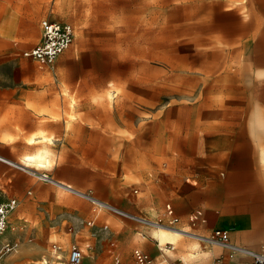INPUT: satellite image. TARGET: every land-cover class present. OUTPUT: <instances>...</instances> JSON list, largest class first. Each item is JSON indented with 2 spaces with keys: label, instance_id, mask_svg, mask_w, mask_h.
I'll list each match as a JSON object with an SVG mask.
<instances>
[{
  "label": "rangeland",
  "instance_id": "rangeland-1",
  "mask_svg": "<svg viewBox=\"0 0 264 264\" xmlns=\"http://www.w3.org/2000/svg\"><path fill=\"white\" fill-rule=\"evenodd\" d=\"M44 19L75 34L52 70L22 56ZM37 150L0 160V201H18L0 264H65L72 243L83 264L154 258L143 219L264 247V0H0V156ZM167 205L197 218L170 225ZM198 243L162 251L197 262Z\"/></svg>",
  "mask_w": 264,
  "mask_h": 264
},
{
  "label": "built area",
  "instance_id": "built-area-1",
  "mask_svg": "<svg viewBox=\"0 0 264 264\" xmlns=\"http://www.w3.org/2000/svg\"><path fill=\"white\" fill-rule=\"evenodd\" d=\"M40 30L38 43L23 52L22 56L35 62L39 67L52 68L58 56L72 44L75 35L74 28L67 22H55L44 19L40 22ZM37 177L48 180L47 176L43 174ZM91 202L94 206L108 208L106 205H100L92 200ZM16 207L17 201L15 199H9L5 202L0 201V260L18 247L17 240L12 241L4 236L7 230L12 229L9 223V216ZM94 210L95 208L92 209V211ZM167 211L170 216L169 224H178L180 220L172 214L170 207H168ZM86 224L91 227L93 222L88 221ZM196 239L203 245L222 247L228 251L230 259L236 254H243L251 259L249 264H264V247L259 250H249L233 245L229 241V232L227 230L215 229L210 235L198 236ZM59 248L56 244H52L53 251ZM83 258L84 253L81 248L74 243L70 244L65 264H82ZM133 258L135 264H153L150 257L139 249L133 251ZM168 264L176 263L171 261Z\"/></svg>",
  "mask_w": 264,
  "mask_h": 264
},
{
  "label": "crops",
  "instance_id": "crops-1",
  "mask_svg": "<svg viewBox=\"0 0 264 264\" xmlns=\"http://www.w3.org/2000/svg\"><path fill=\"white\" fill-rule=\"evenodd\" d=\"M47 70H52V68H45ZM264 155V154H263ZM2 157V156H1ZM4 158V157H3ZM9 160V159H8ZM11 161V160H10ZM13 162V161H12ZM16 163H21L20 161H15ZM16 163H13V164H16ZM27 168V167H26ZM43 171V170H41ZM68 184V183H66ZM262 198H264V195H261ZM9 199H15V198H12V197H9V198H6L5 200H3L2 202H5ZM17 201V199H15ZM252 202V201H251ZM264 202V201H263ZM108 204V203H106ZM17 205H18V201H17ZM168 207H170V205H167L166 206V210H168ZM171 208V207H170ZM172 210V208H171ZM168 212V211H167ZM172 214L174 216H177L179 218V223L178 224H181L183 223H190L192 222L193 220H195L197 218V215L196 214H190L188 217H186L184 219V221L182 220V218L179 216V215H176L173 213V210H172ZM88 221H92L93 222V225L89 228H92L94 226V220H88ZM87 221V222H88ZM103 229H107V226H102ZM215 229H222V230H227L225 228H221V227H217V228H213L211 230V232ZM228 231V230H227ZM211 232H209L208 234L206 235H199V236H208L211 234ZM229 232V231H228ZM197 240V239H196ZM198 241V240H197ZM229 241L231 244L233 245H236V246H239L237 243H234L232 240H231V237H230V234H229ZM199 242V241H198ZM78 245V244H77ZM79 246V245H78ZM81 248V250L83 251V248L81 246H79ZM197 249L199 252H201V256H198L199 258L198 259H202L201 261H197V262H186L185 264H249L251 262V259L248 257V256H245L243 254H236L232 259H230L228 257V251L223 249L222 247H219V246H214V245H203L201 242L198 243L197 245ZM243 248V247H241ZM245 248V247H244ZM261 248V247H260ZM260 248L258 249H250V248H247L246 249H249V250H259ZM135 249H139L141 250L142 252H144L145 254H147L150 259L152 260L153 264H168V262H175L176 264H178V262L176 260H172L169 256H166V254H164V252L158 248L157 250V253L155 255V257H151L149 253H147L146 251L142 250L141 248H134L133 251ZM225 250V253L223 250ZM84 258H83V261H82V264L84 263L85 259L88 257V254H86L84 251ZM118 263V261L115 259L113 264H116ZM119 264V263H118ZM121 264V263H120ZM124 264H135L134 262V258H132L131 256H129L125 261H124Z\"/></svg>",
  "mask_w": 264,
  "mask_h": 264
},
{
  "label": "bare ground",
  "instance_id": "bare-ground-1",
  "mask_svg": "<svg viewBox=\"0 0 264 264\" xmlns=\"http://www.w3.org/2000/svg\"><path fill=\"white\" fill-rule=\"evenodd\" d=\"M0 160L8 163V164H11V165H14L16 167H21V168H28V161L29 160H34L35 162H37V164H44L46 162V151L45 150H37L35 153L33 154H30V155H26V157L23 159V161L19 164V163H16V162H12L6 158H3L0 156ZM13 163H16V164H13ZM28 171V170H27ZM30 171V170H29ZM37 170H34V171H31V173L33 175H36V176H42L45 175L44 173H41L39 174V172H35ZM46 176V175H45ZM47 178H48V181L55 184L56 186L64 189V190H67L69 192H73L75 194H78L80 196H83L87 199H91L92 201H94L95 203H98L100 205H106L109 209L121 214V215H124V216H129V217H132L130 216L129 214L121 211L120 209H117L109 204H106L105 202H102L94 197H90L88 194H85L83 193L82 191L80 190H77L76 188L72 187L70 184H66V183H63V182H59V181H56L52 178H50L48 175H47ZM142 220V219H140ZM143 221L145 223H150L152 225H155L156 226V231H155V237L157 238V241L159 242V246L161 250H163L164 252H169V249H167L166 247H164V245L166 244H175L177 242V240L180 238V237H183V236H189V237H193V238H198L199 235L197 234H194V233H190L188 232L187 230H184V229H178V228H175V227H170V226H167V225H162V224H159V223H156V222H152V221H148L146 219H143Z\"/></svg>",
  "mask_w": 264,
  "mask_h": 264
}]
</instances>
